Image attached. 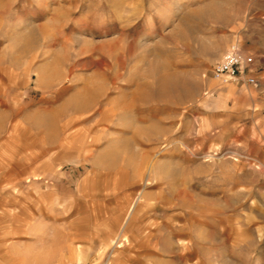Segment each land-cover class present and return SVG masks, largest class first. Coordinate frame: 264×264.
Masks as SVG:
<instances>
[{
	"label": "rangeland",
	"instance_id": "374dc122",
	"mask_svg": "<svg viewBox=\"0 0 264 264\" xmlns=\"http://www.w3.org/2000/svg\"><path fill=\"white\" fill-rule=\"evenodd\" d=\"M0 264H264V0H0Z\"/></svg>",
	"mask_w": 264,
	"mask_h": 264
},
{
	"label": "built area",
	"instance_id": "2783aa9c",
	"mask_svg": "<svg viewBox=\"0 0 264 264\" xmlns=\"http://www.w3.org/2000/svg\"><path fill=\"white\" fill-rule=\"evenodd\" d=\"M251 62L252 57L244 55L239 46L234 44L223 53L219 61L211 69L210 74L213 79L222 82L237 83L240 80H245L254 84V78L246 73Z\"/></svg>",
	"mask_w": 264,
	"mask_h": 264
},
{
	"label": "crops",
	"instance_id": "0c3cea01",
	"mask_svg": "<svg viewBox=\"0 0 264 264\" xmlns=\"http://www.w3.org/2000/svg\"><path fill=\"white\" fill-rule=\"evenodd\" d=\"M69 254H70V256H72V255L74 254V251H73V250H70V251H69ZM63 257H65V256H61V257H60V259L58 260L59 263H61Z\"/></svg>",
	"mask_w": 264,
	"mask_h": 264
}]
</instances>
